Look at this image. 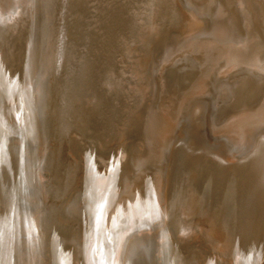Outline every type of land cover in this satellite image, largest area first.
<instances>
[{
	"label": "bare ground",
	"instance_id": "1",
	"mask_svg": "<svg viewBox=\"0 0 264 264\" xmlns=\"http://www.w3.org/2000/svg\"><path fill=\"white\" fill-rule=\"evenodd\" d=\"M86 4L87 0H0V61L6 58L10 62L9 78L0 82V101L5 100L8 114L13 116L2 119L0 114V206L4 210L0 230L10 228L16 240L22 235L21 229L36 232L40 228L37 248L54 264L79 263V254L69 251V242L53 236L64 229V220H73L83 228L93 207L126 185L131 171L142 160L149 158L156 163L160 159L155 143L163 122L156 112L157 104L147 97L152 88V54L169 40L190 35L202 25L195 10L187 9L179 0L136 2L128 21H120L119 14L106 13L103 0H95L93 17H86ZM81 50H85V57ZM120 67L131 75L130 91L139 95L132 104L131 98L123 99L128 107L139 111L132 114L125 132L118 134L133 139L128 168L109 175L95 170L92 160L76 159L73 152L78 150L76 134L79 139L90 136L98 152L103 150L100 145L111 144L116 138V134L102 132L108 120L102 114V106H106L102 96L117 89L116 70ZM220 86L216 84L215 88ZM201 110L200 102L192 99L183 111L194 129L201 126ZM2 120L13 129H18L15 121L23 131L27 129L29 143L6 135ZM248 137L252 150L233 161L207 147L196 133L183 141L167 139L161 219L147 235L131 237L125 249L123 241L115 264H134L135 244L164 228H170L178 240L198 235L211 251L221 254L243 250L247 253L245 264H264V132L256 138ZM198 156L210 161L220 173L213 179L219 189L211 190L218 210L207 217L199 213L193 168ZM58 162L64 172L55 188L51 180ZM36 251L27 246L25 264H32ZM205 257L203 261H207ZM1 258L0 264H5Z\"/></svg>",
	"mask_w": 264,
	"mask_h": 264
},
{
	"label": "rangeland",
	"instance_id": "2",
	"mask_svg": "<svg viewBox=\"0 0 264 264\" xmlns=\"http://www.w3.org/2000/svg\"><path fill=\"white\" fill-rule=\"evenodd\" d=\"M141 1L143 0H129V3L128 0H103L106 4L105 12L112 15L119 14L120 21H128L132 10H134V3ZM179 1L187 9L195 10L202 19V25L190 35L169 40L164 47L155 49L152 54L149 66L152 88L147 92V97L148 100H154L157 104L156 112L163 122L159 131L158 143L155 144H157V150L161 155H166L163 157L160 155V159L156 163H152L149 158L144 159V162L142 160V163H139L140 166L131 171V182L129 181L126 185L116 189V192L102 204L93 207L87 224L83 228L80 229L77 222L73 220L67 223L64 220L62 226L64 229L53 236H58L60 241L69 242V251L79 254L78 264H115L120 245L127 240L128 236L131 238L147 235L152 227L160 221L163 208L165 165L169 151L167 139L183 141L190 134L196 133L207 147L223 152L229 158L228 160L233 161L252 150L248 136L252 135L256 138L258 134L264 132V0ZM187 2L188 5H186ZM126 3L127 5H122ZM86 5L88 6L87 12H89L88 14L86 12L85 16L92 18L96 7L95 0H87ZM202 12H204L203 15ZM246 20L250 24H247ZM203 29L205 30L203 31ZM82 50L81 54L85 57V50L83 52ZM171 54L173 55L171 56ZM158 62L159 64H157ZM9 66L10 62L6 58L0 61V82L2 83L6 81V78H9ZM116 76L118 79L117 89L108 96H102L106 105L102 106V114L106 120L108 119L102 132L107 135L116 134V138L111 144L100 145L103 150L98 152L93 146L90 136L79 139L76 134L78 150L73 152L76 159H81L84 162L92 160L95 170L103 171L109 175L125 172L128 168L133 139L131 136L118 137V134L125 132L127 122L138 109L132 110L126 105L123 98L124 96L131 98L129 103L132 104L138 100L139 96L137 92L130 91L131 75L128 71H124L123 67L117 68ZM216 84L221 86L215 88ZM192 99L198 100L202 106V122L198 129H194L189 119L183 115L185 107ZM5 104V100L0 101L1 118L5 119L8 115L12 118L13 116L8 114L9 106ZM2 124V129L7 131L6 135L12 138L21 137L19 129L11 128L4 120H2ZM21 131L25 134L23 130ZM15 134L18 136L14 137ZM97 156L99 157L97 158ZM54 167L55 176L51 183L56 188L62 180L64 168L61 162L54 164ZM193 168L196 181L199 183L205 181L204 184H201L207 187L206 190L197 189L200 199L199 213L207 217L218 210L211 197V190L217 188L218 184L216 185L213 179L220 173L210 161L199 156L194 158ZM204 175H206V179ZM3 215L4 210L0 206V219ZM0 223L2 224L1 221ZM39 232L40 228L36 232L35 230L21 229V237L15 240L17 237L12 235V230L2 227L0 230L2 261L5 264L27 263L23 256L28 246L31 250L37 249L36 255H33L34 258L31 261L32 264H54L37 248ZM71 242L74 244L71 245ZM202 242L198 235L188 237L186 240H178L170 228H164L154 237L150 236L145 241L135 244V251L132 255L133 262L134 264L140 262L144 264H187V262L188 264H245L246 262L247 253L243 250L220 254L211 251ZM203 257L207 261H203Z\"/></svg>",
	"mask_w": 264,
	"mask_h": 264
},
{
	"label": "water",
	"instance_id": "3",
	"mask_svg": "<svg viewBox=\"0 0 264 264\" xmlns=\"http://www.w3.org/2000/svg\"><path fill=\"white\" fill-rule=\"evenodd\" d=\"M18 107H16V109H19ZM14 123L17 125L18 129L21 128L20 124H18L16 121ZM21 129L19 130L20 131V136H21V138L24 139L25 143L28 144L29 142H28V138H27V129L24 130V133L25 134H23V132L21 131ZM15 135L16 136H14V137H17L18 136L17 134H15ZM204 176H205V179H206V175H204ZM195 182H196V185H197L198 189H200V190H206L207 187H205L204 185L202 186V184H201V183L204 184L205 181H202L201 183H199L198 181L195 180ZM207 194H208V190H207ZM129 239H130V236H128V238H127V240H126V242L124 244V249L126 248V244L129 241Z\"/></svg>",
	"mask_w": 264,
	"mask_h": 264
}]
</instances>
